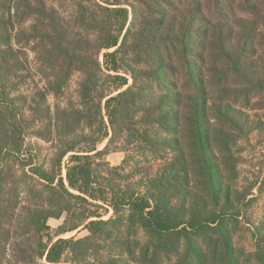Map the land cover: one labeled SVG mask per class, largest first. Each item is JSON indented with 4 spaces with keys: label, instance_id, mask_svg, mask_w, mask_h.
<instances>
[{
    "label": "trees",
    "instance_id": "1",
    "mask_svg": "<svg viewBox=\"0 0 264 264\" xmlns=\"http://www.w3.org/2000/svg\"><path fill=\"white\" fill-rule=\"evenodd\" d=\"M55 1L0 0V264H239L231 189L209 152L202 106L205 57L194 49L203 46L200 35L208 40L202 7L197 0H186L183 9L181 0H135L140 7L130 0H75L72 21L83 30L76 37ZM31 17L33 30L13 32L16 22ZM22 33L44 44L53 60L46 87L33 96L20 88L26 80L25 52L16 47ZM102 50L109 70H126L109 75L117 90L126 88L104 105L97 99ZM130 56L147 66L136 69ZM181 64L194 92L185 87ZM75 69L84 76L80 106L53 111L49 93L62 95ZM229 121L243 123L232 113ZM123 133L145 156H172L155 175L131 178L130 153L117 166L104 159ZM34 136L52 145L45 162L38 159L42 146L28 141ZM64 215L53 232L49 220ZM82 226L87 236L54 240Z\"/></svg>",
    "mask_w": 264,
    "mask_h": 264
},
{
    "label": "rangeland",
    "instance_id": "2",
    "mask_svg": "<svg viewBox=\"0 0 264 264\" xmlns=\"http://www.w3.org/2000/svg\"><path fill=\"white\" fill-rule=\"evenodd\" d=\"M185 2L187 1H178L179 8L183 9ZM53 4L59 8L78 37L83 30L72 21L77 11L75 0H66L62 3L56 0ZM135 4L140 7L139 3ZM190 4L188 0V5ZM195 4L202 7L203 20L207 27H210L208 40L205 42L204 35H200L198 39L203 42V46L194 49L195 53H201V57H205L204 62L200 61V65L201 73L205 75V85L202 87L207 92L205 102L202 104L207 109L205 125L212 135L209 152L211 156L217 155L224 184L231 189V198L234 202V208L230 210L234 218L231 226L232 244L238 254L239 264H264V0H197ZM186 10L187 8L177 12ZM160 12L159 9L154 11L158 19ZM34 19L31 17L16 22L13 32L30 28L33 30L36 22ZM19 35L20 42L16 43V47L25 52L22 54L25 62L22 73L26 79L20 84V88L29 96H33L38 89L46 87L47 77L53 71L51 70L53 60L44 44L35 38L27 40L25 33ZM105 51L102 50L98 55L102 84L97 99L101 100L103 105L108 95H115L126 88L117 90L118 81L109 78V75L118 73L124 75L126 70L125 68H121L119 72L109 70L104 60ZM180 52L179 50L174 54V59H180ZM129 59L136 69L147 66L145 62H138L134 56H130ZM150 64L153 65L154 62ZM181 68L185 75V87L188 91L194 92L197 86L194 81H190L187 65L181 64ZM128 75L129 84H132V76ZM176 76L183 79L180 74ZM83 78V73L75 69L68 78L62 95L55 96L48 92V101L53 111L58 105L80 106V82ZM101 95L103 97H100ZM216 105L221 106L223 112L227 114L216 112L214 109ZM230 113L238 114L243 123L239 125L230 122ZM128 136V133H123L111 146V151L104 159L117 166L121 165L127 153H130L134 158L128 163L126 173L131 174V178L155 175L160 166L172 156L171 152H163L164 159L149 153L145 156L143 154L145 152L138 150L137 144H128ZM109 139L110 136L104 139L99 149H103ZM28 141L42 146L38 159L45 162L52 152L51 143L35 136ZM191 148L197 167L200 163L199 148L195 143ZM195 173L197 176L200 175L197 169ZM223 196L226 197V191ZM112 214L113 211L103 218L108 219ZM65 217L64 215L60 219L49 220L53 232L64 222ZM88 234L89 232L82 226L63 235H56L54 240L59 237L82 238ZM198 246L205 249L203 244L200 246L199 243ZM105 251L103 249L104 253Z\"/></svg>",
    "mask_w": 264,
    "mask_h": 264
}]
</instances>
